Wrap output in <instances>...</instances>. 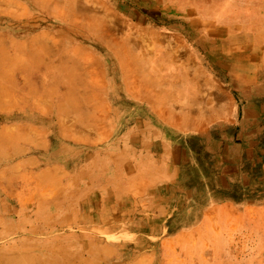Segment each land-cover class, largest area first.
<instances>
[{
    "label": "bare ground",
    "instance_id": "obj_1",
    "mask_svg": "<svg viewBox=\"0 0 264 264\" xmlns=\"http://www.w3.org/2000/svg\"><path fill=\"white\" fill-rule=\"evenodd\" d=\"M58 1L0 0V264H156V253L143 250L156 248L143 243L153 237L144 221L153 218L134 184L119 194L114 183L113 205L108 191L89 189L104 188L107 172L151 168L144 142L125 132L137 120L127 123V116L135 109L160 129L176 127L171 115L181 121L192 111L181 97L190 48L202 55L210 44L232 41L239 28L205 21L184 7L186 0H135L145 15L101 0ZM172 23L187 39L174 36ZM119 89L133 104L130 113L112 106ZM15 115L31 122L9 123ZM145 130L137 135L150 137ZM59 141L86 158L74 173V165L67 173L45 165L61 162ZM83 187L85 195L68 193ZM84 204L94 220L77 215ZM14 218L23 225L13 226ZM87 221H105L110 230L98 239ZM115 229L131 235L119 249L106 237Z\"/></svg>",
    "mask_w": 264,
    "mask_h": 264
},
{
    "label": "rangeland",
    "instance_id": "obj_2",
    "mask_svg": "<svg viewBox=\"0 0 264 264\" xmlns=\"http://www.w3.org/2000/svg\"><path fill=\"white\" fill-rule=\"evenodd\" d=\"M101 1L116 8H124L127 11H132L137 15L146 14L136 6L135 0ZM62 2V0H59L58 6L62 7ZM67 5H64L63 9L65 11H68L65 8ZM184 7L192 11L194 15L198 12V15L204 18L205 21L214 18L222 24H226L227 22L234 23L239 28L232 41L228 40L214 46L209 45L207 40H205V43H208L206 45L209 46L204 53L203 61L208 76L214 75L230 87H242L246 84L248 86L250 85V88L264 86V59H261L262 53L264 52V0H186ZM170 25L174 27V36L180 39L183 38L182 40L187 39V31L182 27L180 28L176 23ZM190 49L189 53L192 54V58L189 62L185 61L184 63L195 65V60L197 59L196 49L193 46ZM213 52L215 55H211ZM98 62L96 61L95 63ZM97 65L100 66V62ZM125 100L128 101L127 99ZM128 102L131 103V101ZM128 102L120 103V101H117V103L113 102L112 106L118 112L126 111L130 113L131 107H129ZM117 104H121L122 108ZM131 106H133L132 103ZM132 110L127 116L131 120H126L127 123L132 122L133 119H138L140 115H146L145 113L139 114L135 109ZM14 117L9 123L13 124L21 121L24 123L31 122L30 117H28L29 121L26 117L23 120L17 115ZM34 124L43 126L37 122ZM163 128L165 129L162 130L169 131L171 134V127ZM130 129L129 123L125 126V132ZM57 145L63 148V153L58 157V161L61 162L55 164L47 163L45 164L46 167L48 169L59 167L62 172L65 171L67 173L69 172L68 169L74 165L75 168H73L72 172L74 173L75 170L81 167L86 158L81 154H69L68 151L73 149V145L70 143L59 141ZM158 150L160 151L161 148ZM66 156L68 157L65 159ZM43 167V165H40L36 171H42ZM109 176L112 178L109 181H105L107 184L106 187L108 186L113 193L116 190L114 183L117 185L116 179L119 178L120 182H118L119 185L117 186L123 184L131 188L134 184L135 191L141 198L140 201L148 203L146 210L149 211L153 220L151 224H147L144 221V229L146 232L153 234V237L150 239L143 238V243H150L156 248L153 250V248L151 249L147 246L143 250H147L148 253L152 250L156 253L154 256L156 264H264V198L251 200L248 204L221 207H208L204 204L206 202L205 198L198 200L196 198L189 199L187 204L174 205L176 200L167 198L170 191L165 195L164 190L160 189V186L164 184L161 180L157 182L158 189L152 194V199L149 200V198L143 197V192L139 191L141 187L142 189L149 187L150 182L147 180L144 182L141 181V185L134 183L136 182L133 179L135 175L130 171L121 174H109ZM123 181L125 183H122ZM151 183L154 185V181ZM179 185H171L174 189L172 191L173 194H177L175 186L179 188ZM97 190L100 189L97 188ZM68 193L79 197L84 195L85 191L82 188L77 189V191L71 189ZM155 195L157 196L156 201L154 200ZM170 201L172 202L169 203ZM149 202H152V204ZM96 209L105 212L109 211L110 207L104 208L100 206L96 207ZM76 210L80 219L84 214L91 220H94V217L89 216V211L91 210L89 205H81L76 207ZM110 219L112 220V218ZM16 220L17 218H14L13 226L23 225L20 222H16ZM98 222L97 225H91L87 221L86 225L93 226L91 227V231L93 232L90 231V233L94 237L98 239L102 237L103 239L101 234L108 232L110 225L105 224V221ZM42 232L46 233L48 230L44 229ZM117 232L118 230L115 229L106 237L109 240H115L112 242L117 247L116 249H119L118 246L120 244H128L127 240L131 235H116ZM40 235L41 233L37 237L41 238ZM52 237V234H49L46 235L45 239ZM132 238L135 240L136 237Z\"/></svg>",
    "mask_w": 264,
    "mask_h": 264
},
{
    "label": "crops",
    "instance_id": "obj_3",
    "mask_svg": "<svg viewBox=\"0 0 264 264\" xmlns=\"http://www.w3.org/2000/svg\"><path fill=\"white\" fill-rule=\"evenodd\" d=\"M190 56L183 63L189 62L192 58ZM196 58L195 65L184 63L189 70L183 77L184 92L181 94L183 102L186 106L191 105L189 108L192 111L181 118V121L171 115L179 124L176 127L171 125L169 137L147 115L138 116L132 123V128L130 126L131 129L126 131L130 138L144 142V162L151 166L147 170L132 171L135 174L134 183L139 185L141 181L150 182L149 187H141L139 191L143 192V197L151 200L152 194L158 189L157 182L161 180L165 185H161L160 189L164 190L165 195L170 191L167 198L175 199L174 205L187 204L189 199L195 198H205L204 204L208 207L248 204L251 200L263 199L264 86L250 88L246 84L242 87H230L214 75L206 74L204 53L197 54ZM119 92L120 89L117 94L121 96ZM119 98L120 103L128 102L124 95ZM128 105L132 107L130 102ZM171 106L174 112H178L176 103ZM145 129L151 130L152 135H143L141 138L140 132L146 131ZM195 142L197 143L194 145ZM40 157L42 156L39 155L38 158ZM91 172L94 176L97 175L96 172ZM125 172H107L106 181L112 178L109 174ZM116 180L119 185V178ZM153 181L154 185L151 183ZM171 185H179V188L175 186L177 194H173ZM87 187L82 188L85 193L88 191ZM89 190L97 192V188ZM100 190L112 195V205L117 201L113 198L115 193L108 186ZM122 190L125 191L123 184L118 193H122ZM140 200L139 197L138 202ZM154 200H157L156 195Z\"/></svg>",
    "mask_w": 264,
    "mask_h": 264
}]
</instances>
